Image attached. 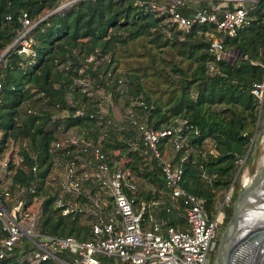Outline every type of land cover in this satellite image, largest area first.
Instances as JSON below:
<instances>
[{
    "label": "trees",
    "instance_id": "obj_1",
    "mask_svg": "<svg viewBox=\"0 0 264 264\" xmlns=\"http://www.w3.org/2000/svg\"><path fill=\"white\" fill-rule=\"evenodd\" d=\"M245 5L246 20L233 33H225L206 21L177 26L148 0H0V52L10 43L0 57V161L6 157L0 190L5 185L9 192L7 199L0 193V200L8 211L14 206L10 213L18 219L38 198L40 213L35 223L38 234L21 233L4 247L0 264H65L50 256L31 258L38 235H71L77 240L92 236L88 196L79 192L73 199L83 209L60 213L54 202L58 190L46 179L54 165L50 141L56 137L58 122L76 125L84 135L94 137L98 128L93 122L99 121L95 124L109 163V151L115 148L124 154L121 166L129 176L137 174L147 185L140 192L123 185L126 195L135 204L164 196L157 158L142 153L140 139L136 146L125 138L115 139L116 131L106 123L110 118L90 114L96 102L87 93L91 87L103 86L126 100L135 97L136 106L144 112L140 119L152 128L178 126L180 146L173 149L164 135L157 139V148L163 154L168 145L175 151L170 158L181 166L179 184L200 196L212 216L217 194L228 185L255 122L258 128L264 115V84L260 100L251 90L253 82L264 80V0H247ZM177 6L183 13L195 8ZM22 11L33 22L26 31L32 37L26 53L16 52L11 43L23 28ZM210 33L221 37L220 57L208 49ZM77 79L85 81V89ZM68 92L73 102L66 101ZM23 100L28 101L26 108L19 107ZM56 105L65 107L66 114L54 116ZM77 107L80 113L74 112ZM187 146L190 149L180 154ZM251 150L252 141L242 162ZM239 168L218 208L223 211L216 220L219 226L230 213ZM164 202L168 203L167 197ZM174 209L152 210L166 222L180 225L182 217ZM4 234L0 225V240ZM54 252L65 261L72 256L66 248ZM211 259L212 255L208 264Z\"/></svg>",
    "mask_w": 264,
    "mask_h": 264
},
{
    "label": "built area",
    "instance_id": "obj_2",
    "mask_svg": "<svg viewBox=\"0 0 264 264\" xmlns=\"http://www.w3.org/2000/svg\"><path fill=\"white\" fill-rule=\"evenodd\" d=\"M245 1L247 0H215L209 5L197 6L189 13L179 10L177 3L180 0H149L148 3L159 11H165L170 20L176 21L177 26L187 27L192 23L206 21L212 22L216 30L233 33L236 26L246 20ZM19 19L23 28L11 43H15L16 52L26 53L32 42L31 35L26 31L33 22L24 11L19 15ZM208 49L215 57L222 55L219 35L210 33ZM0 53L1 57L3 52ZM208 66L210 68L211 63H208ZM262 83L263 81L253 82L252 92L260 95ZM81 110L77 107L74 112L80 113ZM125 118L138 133L136 138L140 139L142 146L139 149L142 153L157 158L166 187L164 196L150 197L135 204L122 189L123 185L130 190L133 186L127 168L118 167L113 162L109 163L103 150L96 142L85 139L86 136H65L63 141L78 143L81 153H92L90 156L92 159L88 160H91L94 166L89 173L84 171L83 176L79 177L74 170L75 157H65L64 174L54 202L59 205L60 213H65L73 208H82L76 206L73 200L79 192L87 195L91 201L88 208L91 217L88 223L92 236L77 240L71 235L51 236L41 233L38 235L36 246L30 250L32 259L50 256L65 264H120L122 261L126 264H208L210 258L208 251H213L216 242L217 210L211 217L207 214L202 205V198L179 184L180 164L172 161L167 154L161 153L156 145L157 139L166 135L173 149L180 146L182 140L178 136V126L152 128L132 113ZM56 140L55 143L59 144V140L57 138ZM5 158L0 161L1 169L4 168ZM83 178L89 184H92L90 180L94 182L95 192L85 191ZM0 193L4 199L9 196L5 185L2 186ZM225 195L227 197V194ZM165 197L168 203L164 202ZM109 202L112 203L111 207ZM159 206H163L165 210L174 207V210L183 217V223L171 224L159 215L157 217L152 209ZM13 209L14 206L11 210ZM11 210L8 211L0 200V225L5 232L0 240V257L4 254V247H8L21 233L28 237L38 234L30 225L20 221L26 212H22L16 219L10 213ZM29 223L31 224V221ZM61 248L72 252L68 261L61 259L54 252ZM100 256H104L105 261H102Z\"/></svg>",
    "mask_w": 264,
    "mask_h": 264
},
{
    "label": "rangeland",
    "instance_id": "obj_3",
    "mask_svg": "<svg viewBox=\"0 0 264 264\" xmlns=\"http://www.w3.org/2000/svg\"><path fill=\"white\" fill-rule=\"evenodd\" d=\"M162 1H166V0H162ZM213 1H215V0H180L179 3L182 6L190 9L192 7H197L199 5H209L210 3H213ZM3 51H1V52H3ZM78 81H80L81 84L85 82L83 80H78ZM80 82H78V83H80ZM121 85H122V83L120 82L118 84V87H121ZM85 88L86 87L82 84L81 89H85ZM118 91H120V90H118ZM87 93L91 94L92 98L95 99V101H96L94 103V105L90 108V109L93 108L92 109V111H94L92 113L93 116L97 117L98 119H100V118L103 119V117L107 118V116H108L110 118V122L106 120V123H107V126L111 125L113 130L116 131L114 133V138L115 139L116 138L117 139H124L125 138L131 146H136V139H137L136 135L138 133H137L135 128L133 129V127L130 125V123H128V121L125 118L127 116L129 117L130 113H132V115L134 114L135 117L140 119L144 114L142 109L139 106H136L137 101H136V99H134L135 97H131V98L126 100L122 96V94H120L118 92L112 93L110 89H104L103 86H98L96 88L91 87L90 89L87 90ZM66 101L73 102L72 97L70 96L69 92L66 94ZM27 105H28V101L23 100L20 103L19 107L20 108H23V107L26 108ZM65 111H66L65 107L59 108L57 105L55 107H53V115L54 116L61 117V115L66 114ZM95 123L98 124L99 121L93 122V125L98 128L97 131H95L94 137H91L88 134L84 135V133H82L81 130H77L76 125L72 124V125L65 126L59 122L56 124L55 136L59 140V144L55 143V141H57L56 138H55V140L52 139L50 141L51 149H53L52 158L54 161L53 162L54 165H52L50 167V169L46 175V179L49 181V183L51 184L52 187L56 188V191L57 190L59 191V183H60V180L63 178V174H64L63 172L65 169V166H64L65 165L64 164L65 157H67V156H70V157L74 156L75 157L76 163L74 164V170H75V174L79 177L83 176L84 171L86 173H89L93 169L94 163L91 160L90 161L88 160V158L92 159L90 157L92 153L91 154L88 152L81 153L79 151L78 143L63 141V139H64L63 137H65V136L67 137L70 135H73V136L77 135V137H78V135L86 136L85 139H88L91 142H96V144L100 148H102L101 147V145H103L102 144L103 139L101 137L102 133L100 132V128ZM127 128H128V131H126ZM258 128L260 130V133L257 137L254 136L252 139V150L250 151L249 156L246 158V160L244 162H242V160H240V159H238V161H237L238 162L237 165L238 164H239V166L241 165L240 168L238 167L239 171H238L236 178H235L236 182H237V186H238L237 189L243 183L244 178L245 177L247 178L248 176H250L251 172L259 165V163H260L259 161L261 160V156L264 154V144H263V139H262V135L264 132V115L260 119V125ZM79 138H83V137L79 136ZM70 143H72V144H70ZM55 144H57V145H55ZM189 149H190V146L183 148L182 152L180 151V154H182V153L185 154ZM110 150L111 151H109V152L111 155L112 162L114 163V165H117L118 167H120L122 165L124 159H125L124 154L120 153L115 148L110 149ZM165 151H166L165 153L167 154V156L175 154L174 153L175 151H173L172 148L169 147V145L165 147ZM2 171H3V169L0 168V175H1ZM130 180L134 184L131 187V189L134 188L135 192H140L141 189L147 187L146 183L137 174L132 173L130 175ZM82 181L84 182V185H85L84 186L85 191L91 193L96 188V186L93 187V185H94L93 181L90 180V182L92 184H89V182L86 181L84 178L82 179ZM230 185H231V182H230ZM230 185H229V187H230ZM263 185H264V183H263ZM228 188L226 186L224 189L220 190V192L217 194L216 207H217V204L221 200L223 202V200H225L227 198L225 194H228L227 193L229 191ZM38 201H39L38 198H34L27 205V209H25L23 211V212H26V215L20 219V221L23 224L30 225L31 229H33L34 232L36 230V225H34V224H35L36 220L39 218V214H40ZM111 206H112V203L109 202V207H111ZM84 213H86V211ZM222 214H223L222 209L218 210L216 220L219 221ZM81 217H84L85 220L87 219L85 217V214H83V213H81ZM182 220H183V217H182ZM30 221H31V224L29 223ZM182 223H183V221H182ZM223 224L224 223L220 224V226L217 225V229H216L217 234L219 233ZM216 239H217V235H216ZM212 253H213V251L209 250L208 256L210 257L211 255H213ZM256 264H264V250L262 251L260 256L257 258Z\"/></svg>",
    "mask_w": 264,
    "mask_h": 264
},
{
    "label": "water",
    "instance_id": "obj_4",
    "mask_svg": "<svg viewBox=\"0 0 264 264\" xmlns=\"http://www.w3.org/2000/svg\"><path fill=\"white\" fill-rule=\"evenodd\" d=\"M9 44L3 50H5L9 46ZM262 84H264V80ZM260 97L261 94L259 95V100ZM259 133L260 130L256 127L255 122L253 133L240 160L243 159L245 153L247 152V149L253 137H257ZM238 167L239 164L237 165L231 179L236 174ZM230 182L228 183L227 188L229 187ZM263 183L264 154L260 160L259 165L251 172L250 176L244 179L243 183L236 190L235 195L231 200L230 213L228 214L227 219L225 220L218 233L211 259V264H241L239 260L240 253L242 252V246H244L249 238L259 240V236H262L264 234ZM221 202L222 200L217 204L216 210H218ZM249 208H254V215L252 219L247 222L245 220V217L246 212L249 210ZM260 213L261 215H263L262 217H258ZM258 257H256L254 264H256Z\"/></svg>",
    "mask_w": 264,
    "mask_h": 264
},
{
    "label": "bare ground",
    "instance_id": "obj_5",
    "mask_svg": "<svg viewBox=\"0 0 264 264\" xmlns=\"http://www.w3.org/2000/svg\"><path fill=\"white\" fill-rule=\"evenodd\" d=\"M262 139L264 144V132L262 135ZM244 179H246V177ZM253 215H254V208H249V210L246 212L245 220L248 222L250 219H252ZM262 216L263 215H261V213L258 215V217H262ZM259 237H260L259 240L249 238L248 241L244 244V246H242V252L240 253V260H239L241 264H254L256 257H258L262 253V251L264 250V234Z\"/></svg>",
    "mask_w": 264,
    "mask_h": 264
},
{
    "label": "flooded vegetation",
    "instance_id": "obj_6",
    "mask_svg": "<svg viewBox=\"0 0 264 264\" xmlns=\"http://www.w3.org/2000/svg\"><path fill=\"white\" fill-rule=\"evenodd\" d=\"M218 236V235H217ZM216 244V243H215ZM215 248V247H214Z\"/></svg>",
    "mask_w": 264,
    "mask_h": 264
}]
</instances>
